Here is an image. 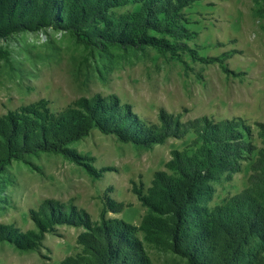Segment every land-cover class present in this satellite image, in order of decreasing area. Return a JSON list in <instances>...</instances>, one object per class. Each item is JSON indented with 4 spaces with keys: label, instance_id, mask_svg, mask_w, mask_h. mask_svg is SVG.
I'll list each match as a JSON object with an SVG mask.
<instances>
[{
    "label": "rangeland",
    "instance_id": "1",
    "mask_svg": "<svg viewBox=\"0 0 264 264\" xmlns=\"http://www.w3.org/2000/svg\"><path fill=\"white\" fill-rule=\"evenodd\" d=\"M103 1L116 19L173 24L171 32L149 31L173 49H87L70 31L51 28L0 39V118L37 104L60 114L99 98L147 134L166 137L145 148L93 129L71 147L93 158L99 177L55 154L13 161L1 176L0 225L38 231L43 210L69 221L34 249L0 243V264H61L82 252L83 224L103 219L136 228L151 264H188L147 243L139 228L144 198L177 177L172 162L188 167L201 158L205 140L228 157L224 168H236L211 182L209 211L231 216L264 197V0Z\"/></svg>",
    "mask_w": 264,
    "mask_h": 264
},
{
    "label": "trees",
    "instance_id": "2",
    "mask_svg": "<svg viewBox=\"0 0 264 264\" xmlns=\"http://www.w3.org/2000/svg\"><path fill=\"white\" fill-rule=\"evenodd\" d=\"M113 8L111 2L103 0H0V39L51 28L70 31L77 43L87 49H173L164 39L149 34L158 29L174 31L173 24H157L149 16L132 22L116 19L110 14ZM93 129L145 148L162 143L166 137L147 134L128 113L99 98L81 99L60 114L52 113L44 104L9 112L0 118V194L6 168L13 161L40 153L60 155L84 166L89 175L99 177L93 158L71 147ZM204 143L201 158L190 159L188 167L181 166L180 160L172 162L177 177L157 182L151 195L144 198L148 213L139 230L147 243L185 258L188 264H264V197L258 206H249L231 216L209 211L206 202L214 193L211 182L225 170L235 172L236 168L229 162L224 168L221 162L228 157L223 156L221 148L211 147L214 143L210 140ZM41 215L38 231L20 233L13 225H0V243L34 249L45 232L69 221L68 215L56 214L54 210L49 215L43 210ZM83 225L87 231L78 238L82 252L61 264H151L131 225L104 219L100 224Z\"/></svg>",
    "mask_w": 264,
    "mask_h": 264
}]
</instances>
